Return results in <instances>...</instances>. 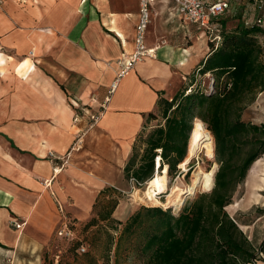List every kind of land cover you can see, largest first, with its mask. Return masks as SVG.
<instances>
[{"label": "crops", "instance_id": "crops-1", "mask_svg": "<svg viewBox=\"0 0 264 264\" xmlns=\"http://www.w3.org/2000/svg\"><path fill=\"white\" fill-rule=\"evenodd\" d=\"M157 1L145 33L155 56L138 63L112 95L117 62L135 48L140 0L0 3L1 250L42 254L65 220L82 227L93 217L104 190L126 193L124 169L140 135L153 127L149 115L157 113L160 99L172 100L183 90L210 52L208 31L179 13L170 19L208 42L171 44L173 34L154 20ZM161 1L173 2L164 8L177 11L173 0ZM228 15L242 18L227 21L233 29L255 22L260 11L238 0ZM108 97L103 117L91 126ZM13 221L23 225L17 229Z\"/></svg>", "mask_w": 264, "mask_h": 264}, {"label": "trees", "instance_id": "trees-1", "mask_svg": "<svg viewBox=\"0 0 264 264\" xmlns=\"http://www.w3.org/2000/svg\"><path fill=\"white\" fill-rule=\"evenodd\" d=\"M226 23L223 18L214 20V35L220 40L214 42L210 36V52L190 75L189 88L184 87L172 100H159L157 113L150 114L148 121L161 123L140 135L124 169L125 179L136 187L165 167L168 174L177 175L187 157L193 122L199 119L215 139L219 169L213 189L187 201L176 214L170 208L141 206L125 220L114 217L124 193L115 188L104 190L94 205L93 217L82 229L105 227V264L112 260L113 264L264 262V241L256 245L227 210L252 165L264 156V123L242 119L244 102L264 89V48L259 41L264 28L239 23L229 29ZM206 75L213 77L211 93L196 82L198 76ZM104 199L107 202L98 210ZM76 226L73 220L69 223L73 232ZM83 247L77 242L71 248L74 260L100 264V257L85 247L81 252Z\"/></svg>", "mask_w": 264, "mask_h": 264}, {"label": "rangeland", "instance_id": "rangeland-1", "mask_svg": "<svg viewBox=\"0 0 264 264\" xmlns=\"http://www.w3.org/2000/svg\"><path fill=\"white\" fill-rule=\"evenodd\" d=\"M165 5H169L170 8L174 5V3H164L163 1L158 0L155 6L156 10L154 13V20L155 22L160 23L158 25L159 27L164 26L166 28V33L169 32L170 34H173L172 36L175 38L171 39L170 43H176L177 45L183 47H189L194 45L196 42L201 41V44L205 46V43L208 42V38L191 26L187 25L185 29L182 28V26L185 24L178 19H176L175 22L172 21V19H170L171 14H179L175 9L171 10L167 7L164 8ZM232 16L233 15L226 16L225 20L235 21L238 18L242 20L241 16H236L234 18ZM238 23L239 22L236 21L233 24ZM259 41L264 48V35H259ZM262 60L264 62V53ZM196 82L198 85L201 84L203 89H207L206 91L208 93L214 91L212 75H206L203 77L198 76ZM190 84L191 81L188 78L185 82V88H189L188 86ZM242 119L246 122H252L255 124L264 123V89L258 90L255 92V95L251 96L247 101L244 102ZM157 123H161V121H154L152 125ZM150 130L151 129L148 131ZM142 149V145L139 144V154H142ZM200 163L204 171H210L216 166V175L219 165L216 162L215 154L213 159H208L202 156ZM198 164L199 160H192L185 167L179 166L180 172L175 176L168 174L167 171L168 188L164 193L157 195V199L160 201V204H155V202L142 199L144 197L143 191H145L147 182L141 187H136L134 184L129 183L126 179V193H124L123 198H121V205L116 211V217L119 218V220H125L128 215L141 206L161 207L163 209L170 208L174 214L178 213L187 201L192 200L194 197L200 195L203 192H210L203 189L201 185H196L194 183V174L198 170ZM159 172L161 173L163 170ZM156 173L157 172H155V174ZM174 189L184 191L191 189V192L186 193L187 195H183V204L179 210L170 206L171 204L169 203L170 198L168 197L171 195ZM174 197H176V194H174L172 199H174ZM105 202H107V199L101 201L98 210H101L104 207ZM227 210L230 216L237 219L240 228L246 233L247 236L251 237V232L255 231L254 236L256 239L253 238L251 240H253L256 245H259L261 243L260 240L264 238V214L261 213V210H264V156L262 157L261 161H259V163L257 162L252 165L248 172L246 181L237 187L236 193L233 197V202L228 206ZM100 228L98 229L96 227L88 232H85L81 226H76L74 235L71 239L64 240L61 237H58L50 249L44 250L42 254H40L38 251H34L33 249H27L22 251V253L17 252L16 254L12 255L10 252L0 249V264H41V261L44 264H88L85 260H74L72 253L73 251H71V248L77 242H81L86 248L87 252L91 251L96 256V258L100 257V264H105L102 260V256L108 242L106 238L105 227L101 226ZM109 264H113V260ZM122 264L136 263L127 262Z\"/></svg>", "mask_w": 264, "mask_h": 264}, {"label": "built area", "instance_id": "built-area-1", "mask_svg": "<svg viewBox=\"0 0 264 264\" xmlns=\"http://www.w3.org/2000/svg\"><path fill=\"white\" fill-rule=\"evenodd\" d=\"M155 0H140V13L139 21L135 29V48L130 54H124V56L117 62L118 71L116 78L111 85L109 95H112L116 90L119 81L126 77L132 72L136 65L142 62L147 57L155 56V49H149L145 42V33L148 24L151 21L152 5ZM176 5L177 12L188 22L198 25L200 28L208 31L212 40L217 42L220 37L214 35L215 28L212 27V23L216 18H222L230 13L232 5L238 0H173ZM246 2L253 9L260 11V15L255 22H247L246 25H255L260 28H264V0H242ZM2 3V0H0ZM110 97H108L101 106V110L96 114L92 115L91 126H95L99 120L103 117L107 103ZM77 120V119H76ZM59 169H55L57 172ZM132 181H134L132 179ZM60 211L63 212V208L59 207ZM23 224L12 222V226L20 229ZM57 235L66 239H71L74 235L73 230L70 229L67 220L64 222V227L58 231ZM81 252H85V248L81 249Z\"/></svg>", "mask_w": 264, "mask_h": 264}, {"label": "bare ground", "instance_id": "bare-ground-1", "mask_svg": "<svg viewBox=\"0 0 264 264\" xmlns=\"http://www.w3.org/2000/svg\"><path fill=\"white\" fill-rule=\"evenodd\" d=\"M193 123L194 126L190 136V143L187 151V157L185 161L182 164H180V167H185L190 159L191 161L199 160L198 170L194 174V178H195L194 183L196 185H201L203 189L208 191L214 187V175H215L216 166L212 168L210 171H204L203 168L201 167L200 159L202 156L208 159H213L215 154L214 136L208 130L206 124L203 123L201 120L196 119ZM167 188H168V175H167V167H165L163 172L156 173L155 176L147 182L145 191H143L144 197L142 199L155 202V204H160V201L157 199V195L164 193ZM189 192H191V189L186 191L174 189L171 195L168 197L170 198L169 201V203L171 204L170 206L175 207L176 209L179 210L183 204V200H184L183 195L184 194L187 195L186 193ZM174 194H176V197L172 199Z\"/></svg>", "mask_w": 264, "mask_h": 264}, {"label": "water", "instance_id": "water-1", "mask_svg": "<svg viewBox=\"0 0 264 264\" xmlns=\"http://www.w3.org/2000/svg\"><path fill=\"white\" fill-rule=\"evenodd\" d=\"M189 143H190V140H189ZM188 147H189V146H188ZM190 162H191V159L187 162L186 165H188ZM212 189H213V188H212ZM212 189H211V190H212ZM211 190H210V191H211Z\"/></svg>", "mask_w": 264, "mask_h": 264}]
</instances>
